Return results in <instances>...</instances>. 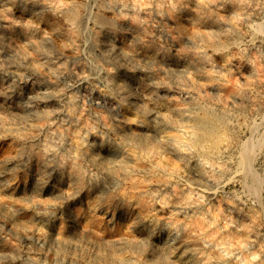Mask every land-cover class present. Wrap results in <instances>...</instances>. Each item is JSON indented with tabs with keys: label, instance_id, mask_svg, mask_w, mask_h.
Segmentation results:
<instances>
[{
	"label": "clouds",
	"instance_id": "9594fccd",
	"mask_svg": "<svg viewBox=\"0 0 264 264\" xmlns=\"http://www.w3.org/2000/svg\"><path fill=\"white\" fill-rule=\"evenodd\" d=\"M17 10L0 264H264V202L226 190L264 169V0H0ZM21 174L31 194L4 195Z\"/></svg>",
	"mask_w": 264,
	"mask_h": 264
},
{
	"label": "rangeland",
	"instance_id": "374dc122",
	"mask_svg": "<svg viewBox=\"0 0 264 264\" xmlns=\"http://www.w3.org/2000/svg\"><path fill=\"white\" fill-rule=\"evenodd\" d=\"M21 13L19 12V10L16 11V14L14 17H6L2 20H0V34H3L6 36L7 40L6 42L11 43L12 46L18 47L19 45L23 44L25 42V38L22 37L20 35V29L19 28H15L13 25L10 24V20L11 19H21ZM23 19H27V17H23ZM61 23H63V21H61ZM261 30H264V25L262 27V25L260 26ZM18 37V39L13 40L12 37ZM70 54V53H69ZM220 58L217 57V60H219ZM11 83V78H3L0 79V88H6L9 84ZM26 92H29L30 89L26 88L25 89ZM3 98H0V101H2ZM55 106V102H52L51 104L48 105V107H53ZM0 114L4 115L5 117L11 118L12 116H16V115H23L22 112H20V110L16 109L15 106H8L5 105L4 108L0 109ZM18 145H13L12 141L6 140V141H0V157L7 155L11 152H13L14 148L17 147ZM196 162L193 161L190 167H195ZM254 169L256 170V172L259 174V176L262 178V184L261 187H259V192H258V197L256 195H250L253 199L259 198L261 199L262 202H264V169L255 167L253 165ZM240 173L238 171H234V175L230 176L229 179H235L237 182L232 184L230 183L227 187V191H231L233 189L235 190H240L241 188L245 189L243 184H242V180H241V176L239 175ZM190 175L193 176V178H196V173L195 172H190ZM7 179H13V177H11L10 175L6 177ZM17 179L20 181L21 183V189L19 192H13L12 190H6L3 194L4 195H14L15 198L19 199L24 195V188H23V184L26 182L28 184V193L31 194V190L35 187L36 184V179L37 177L35 176V174H33L32 178L29 180L28 177L24 176L23 174H21L19 177H17ZM53 184H55V180L53 181ZM242 185V186H241ZM57 191L54 187H50L47 190L46 196L45 198H48L50 196L56 195ZM213 203L215 204L216 201L214 200ZM223 207L227 210L230 206L227 204H224ZM233 217L239 221L240 223H249L251 221V215L248 214V210L246 209V212L244 214L242 213H238V212H233ZM26 219V217H25ZM121 219H123V217H121ZM75 227V226H74ZM58 230V228H57Z\"/></svg>",
	"mask_w": 264,
	"mask_h": 264
},
{
	"label": "bare ground",
	"instance_id": "6f19581e",
	"mask_svg": "<svg viewBox=\"0 0 264 264\" xmlns=\"http://www.w3.org/2000/svg\"><path fill=\"white\" fill-rule=\"evenodd\" d=\"M262 27H263V25H262ZM209 136L211 139V137H212L211 132L209 133ZM256 147H257V140L255 138H253L249 144L243 146V148L241 149V151L239 153V156L241 158L250 157V155L255 152ZM235 171H238L240 173L239 175L241 176L242 184H243L245 190L247 191V193L249 195H253V196L256 195L257 196L258 192L260 190L259 187H261V184H262V178L256 172L253 165L250 162H248L246 164V166L241 167V168H237V169H235Z\"/></svg>",
	"mask_w": 264,
	"mask_h": 264
}]
</instances>
